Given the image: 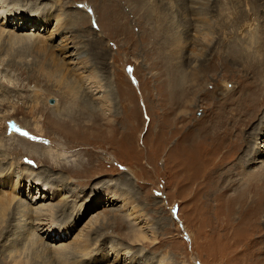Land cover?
<instances>
[{"label": "rangeland", "instance_id": "obj_1", "mask_svg": "<svg viewBox=\"0 0 264 264\" xmlns=\"http://www.w3.org/2000/svg\"><path fill=\"white\" fill-rule=\"evenodd\" d=\"M1 1L35 16L44 11L47 17H41L36 37L10 43L5 35L0 38V166L12 172L0 175V199L8 202L0 209V264H127L115 261L113 247L129 249L128 256L138 260L131 264H264V155L247 160L245 179L243 173L233 178L242 177L238 183L244 190L232 191L236 186L224 182L217 188V178L236 170L233 164L247 137L253 144H264L263 138H253L264 114V89L259 91L264 75L260 82L258 66H244L239 53L227 47L235 36L247 42L251 34L264 41V0H0V5ZM16 15L13 27L19 24ZM44 17H50L45 26ZM202 17L216 20L213 30H205L212 23L203 24ZM59 18L64 26L65 18L75 25L86 48L94 47L89 49L90 73L103 85L102 91H93L87 82L82 86L70 67L52 78L38 70L46 58L45 45L60 41L54 32ZM4 21L1 16L0 23ZM36 21L28 20L22 31L33 33ZM222 39L219 53L211 52ZM91 43H96L98 53L105 50V58L94 56L97 50ZM198 68L200 87L188 97L189 104L180 107L168 86L175 81L177 88L180 78ZM68 83L88 91L99 107L110 99L111 105L103 107L111 112L100 119L99 128L57 119V111L65 112L64 105L73 104ZM34 88L40 89L38 96ZM240 97L247 104L258 101L260 109L244 114L251 121L229 132L215 120H225L228 110L229 115L235 112L232 100ZM37 101L40 109L35 113L31 105ZM209 123L206 133L199 131ZM188 129L193 138H180ZM49 157L68 167L53 165ZM25 172L42 175L59 193L38 201L36 197L49 194L48 189L20 182L29 176ZM252 177L246 188L243 183ZM215 190L220 195L209 197ZM247 190L259 194L245 195ZM120 192L129 198L126 202L110 200ZM70 194L78 197L76 202ZM18 200L32 207L54 204L60 225L40 231V236L28 234L32 227L24 224L26 219L15 207ZM221 200L226 209L235 207L227 219L218 206ZM60 208L72 215L70 219L65 220L67 213ZM31 218L35 224L39 221L36 215ZM81 240H88L86 248L77 245ZM61 245L65 256L56 249Z\"/></svg>", "mask_w": 264, "mask_h": 264}, {"label": "bare ground", "instance_id": "obj_2", "mask_svg": "<svg viewBox=\"0 0 264 264\" xmlns=\"http://www.w3.org/2000/svg\"><path fill=\"white\" fill-rule=\"evenodd\" d=\"M1 5H0V17H4L5 18V21L0 23L1 25L3 26H11L10 29L7 30L6 27H2L0 25V38L2 36H6L8 38L7 39H4L6 40L7 43H10V42H15L16 40H21V39H31L33 38L36 34L34 33V30H36V28H38L39 24L41 23L42 21V18L43 15L47 17V14L46 12L43 11V13L41 12V14L39 15H34L32 11H28V10H23V12H19L20 10L18 8H16L15 6H9L8 7V3L5 4L1 1ZM47 9H45L46 11ZM28 13V14H27ZM17 14V15H16ZM17 16L19 19L17 20V22L19 21V24L16 25L15 27L12 26V18L14 16ZM28 15V16H27ZM32 15H34L32 17ZM8 16V17H7ZM7 17V18H6ZM31 17V19H30ZM37 19V24L35 26V28L33 29V33H28V32H23L22 31V28L24 26H28V20L30 21H34ZM45 19V17H44ZM72 19V18H71ZM203 19V24H210L212 23V26L210 27H206L204 26V28H206L205 30H213L214 26L216 25L215 24V21H212L211 19L206 21V17H202ZM7 20H8V23H7ZM14 20V19H13ZM49 20H50V17L49 18H46L45 21L42 23L43 26L47 25L49 23ZM57 24L55 26L56 30L54 32H56V34L59 35L60 37V41L59 43H57L55 46L54 45H45V52L43 51V54L46 55V58H43V65L46 67L44 68L43 65H42V68H39L38 70L41 71L42 75L44 76H47L48 78H52V77H56V73H59L61 71H65L67 70V67H70V72H73V75L74 77L76 78V80H79L82 82V86L85 85V82H87L88 86L90 84V87L92 89L93 87V91L95 90H98L100 91L101 88L103 87V85L99 82L98 78L95 76V75H92L90 73V65H92V61H90V50L89 49H93L94 50V47H87V45H85V43L83 42V40L81 39L80 36H78L73 27L75 25L72 26V23L70 24L66 18H65V21L67 22V26H64L66 25V23L63 25V20L61 18L57 19ZM198 21H200V19L198 18ZM70 25H69V24ZM228 22H226L225 24H227ZM41 26V25H40ZM39 26V27H40ZM197 27V26H196ZM203 28V29H204ZM40 30V29H39ZM198 30V28H197ZM232 33V32H231ZM65 34V35H64ZM232 34H237L236 32L235 33H232ZM38 36V35H37ZM208 36V35H207ZM36 37V36H35ZM39 37V36H38ZM50 37V36H49ZM247 37V40L249 41H245L244 39L238 37V36H235L233 38V40L230 41V43L228 42L227 44V47L230 49V50H235L237 51L239 54L238 56L240 57V59H242V62L244 64V66H248V67H252L254 68L253 66L254 65H257V69H258V73L259 75L257 77H260L259 78V81L262 82L263 80L261 79V77H263L264 75V41H260L261 39L259 37H257L256 35H248L246 36ZM52 39H54V35L52 37H50ZM178 38V37H176ZM175 38V39H176ZM41 42L42 40L39 39ZM10 41V42H9ZM44 41V40H43ZM45 42V41H44ZM43 42V43H44ZM98 42L99 40H97V45H98ZM223 42L224 40H217V43L215 45H213V49L210 50L211 52L213 51L214 53L216 52L217 54L219 53V47L221 46L222 48V45H223ZM197 43V42H196ZM200 44V43H198ZM91 45L95 46L96 47V52H94V56L97 58H105V50H102L98 53V49H97V45L96 43L95 44H92ZM209 46H206L207 48L210 47V43H208ZM180 46V45H179ZM196 46V45H195ZM259 47V49H257ZM55 49L57 51V53H52L53 51H51V49ZM220 48V49H221ZM53 49V50H54ZM208 50V49H207ZM17 51H20V50H17ZM221 51V50H220ZM261 51L263 52V54H261ZM51 54H50V53ZM257 52H260V53H257ZM257 54H260V56H256ZM107 56V55H106ZM202 56V55H201ZM223 57V56H222ZM217 59V58H216ZM56 60L58 62H56ZM92 60V59H91ZM221 62V61H220ZM211 63V62H210ZM213 65V64H212ZM49 68L51 70V72L53 74H51L50 70L47 69ZM47 69V70H46ZM54 69V71H53ZM94 70V69H93ZM92 70V71H93ZM199 70L198 69H195L194 72L190 73L189 75H187L186 78H180L178 81H177V88H176V82L175 81H171L170 84H169V88L173 91H175V102L177 103V105H179L180 107H185L187 106V104H189V99L188 97L190 96V94L194 93L196 91V88H197V85L199 86V84L201 83L198 79H199V75L197 73V71ZM66 72V71H65ZM68 72V71H67ZM257 72V71H256ZM60 76L62 74H59ZM58 77V76H57ZM70 77V76H69ZM80 77V78H79ZM255 77V76H254ZM202 79V78H201ZM258 79V78H257ZM264 79V78H263ZM66 80V79H65ZM85 80V81H84ZM255 81V79H254ZM258 81V80H257ZM256 81V82H257ZM58 82V80H57ZM253 82V81H252ZM59 83V82H58ZM67 83V82H66ZM62 84V83H61ZM59 85V84H58ZM67 85L68 88L71 87V94L68 96L70 97V99L72 100L71 102L73 103L72 105L74 106H77L78 107V110L81 112L80 113H76L74 107L71 105L68 104L67 106L64 105V110L65 112L61 109L60 111H57L59 113H61L59 116H61V118H57V119H62V121H71V119H76V121H82V122H85V124H87V128L88 127H91V125H96L98 128H99V125H100V119L103 118V116H105L106 114H108L107 112H111L110 108H105L103 106H110V99L108 98L105 102V105H101L100 107L97 105H95L94 103H96V99L97 98H93L90 93L85 92H81V86L80 85H71L70 83H68ZM67 85L65 86V88L67 87ZM87 86V87H88ZM47 87V86H46ZM200 87V86H199ZM202 88V87H201ZM200 88V89H201ZM47 89V88H46ZM86 89H90V88H86ZM231 89V88H230ZM264 89V85L260 86L259 88V91L261 92L262 90ZM34 94L35 96H38L39 95V91L40 89H37V88H34ZM103 90V89H102ZM101 90V91H102ZM202 90V89H201ZM48 91V90H47ZM233 91V90H232ZM68 93V92H67ZM197 93V92H196ZM195 93V95H197ZM37 94V95H36ZM66 94V93H65ZM92 94V92H91ZM248 94V93H247ZM264 94V93H263ZM71 95H73V97H71ZM94 95V94H92ZM65 96V95H64ZM264 96V95H263ZM262 96V98H264ZM95 97V96H94ZM225 97V96H224ZM193 98V96H192ZM242 97L239 98V101H236V100H232V103L235 104L237 106V109L235 112H232L231 115H229V113L231 112L230 110H228L225 114L227 115L225 120H215V123L217 122V124H219L220 126H223L226 128L227 131L229 132H234L235 129H237L239 126H242V125H246L248 124L250 121H251V118L252 117H249V118H245L243 115L244 114H250V111H253L255 108L258 109L257 112L259 111L260 109V104L258 101L256 100H252L250 101V104H247L249 103L248 101L246 100H241ZM69 99V100H70ZM164 99V98H163ZM180 99V100H179ZM191 99V98H190ZM247 99V98H246ZM64 100V99H63ZM179 100V101H178ZM249 100V99H247ZM261 100V99H260ZM263 100V99H262ZM99 101V100H98ZM100 101H103V100H100ZM161 102L163 101L162 98L160 100ZM69 102V101H68ZM66 104V103H65ZM191 104V103H190ZM40 103L39 101H37L36 104L34 105H31V109H32V112H35V113H38V109H40L39 106ZM192 106V105H191ZM63 107V106H62ZM59 108V107H58ZM165 109V108H163ZM186 109V108H185ZM180 110V109H179ZM106 111V112H105ZM256 112V113H257ZM164 113V112H163ZM166 113H168L166 111ZM111 114V113H109ZM169 114V113H168ZM185 114H187L185 112ZM89 115H92V117H98L100 116L99 119L97 118H94L92 119L91 117H89ZM166 115V114H165ZM53 116V115H52ZM69 117V118H67ZM185 117V116H184ZM234 117V118H233ZM71 118V119H70ZM186 118L188 119L189 117L186 116ZM7 120V119H6ZM172 121V120H171ZM14 124V122H11ZM11 123H8V124H11ZM73 123V122H72ZM260 123V122H259ZM82 125V124H81ZM165 125V124H164ZM167 125V124H166ZM209 125V126H208ZM101 126V125H100ZM192 126V125H191ZM211 123L207 124V125H202L201 129H199V131H202L203 133H206L208 131V128H210ZM197 127V126H196ZM260 127L259 130H257L256 132L254 131V135H253V138H255L256 140L257 139H260V138H263L261 140L264 141V114H263V117H262V121H261V124H260ZM195 129H198V128H195ZM214 129H216V126H214ZM177 130V129H176ZM162 131L165 132V126L162 125ZM198 131V130H197ZM101 132V130H100ZM167 132V131H166ZM241 132V131H240ZM245 132V130H244ZM99 133V132H98ZM177 133H179V129L177 130ZM183 133L182 136L180 138H188L190 137V139L193 138L190 130L188 129L187 131H184V132H181ZM246 133V132H245ZM252 135V134H251ZM241 136H242V139H245L246 137H244V134H243V131L241 132ZM252 137H247L245 139V146H244V149L242 150L241 154L237 157L236 159V162L233 164L234 168L236 169L235 171L234 170H231L229 171L226 176L224 175V173L221 175L220 178H217L219 180V184L217 186V188H219L222 184V182H224L225 184L228 183L230 185H232L230 188H232L233 186H236L234 190L232 191H236L238 192L237 190H240V184L238 183V179L244 177H247L248 176V173H243L245 170L244 168L247 166V160L249 158H256L259 154H261L262 156L264 155V144H260L256 142V144H253V140L251 139ZM21 139V138H20ZM23 139V138H22ZM24 140V139H23ZM237 140V139H235ZM241 139H238L237 140V143L240 141ZM244 141V140H243ZM182 144V143H181ZM260 144V145H259ZM183 145V144H182ZM189 145V144H187ZM187 145L185 147H187ZM215 145V144H214ZM218 145V144H217ZM220 146V145H219ZM209 147V146H207ZM216 146H214L215 148ZM263 147V148H262ZM206 148V147H204ZM218 150V149H217ZM214 152V151H213ZM208 153V152H207ZM220 153V152H219ZM41 158H43L41 156ZM258 158V157H257ZM36 159V158H35ZM39 159V158H38ZM49 159L51 160H54V164L53 165H61L62 167H68L66 165H63L62 162L57 161L56 159L54 158H50ZM41 159H39L40 161ZM36 161V160H35ZM34 161V163H36ZM44 161V160H42ZM78 162V161H77ZM208 162L205 161V164H207ZM80 163H77L76 165H79ZM13 166V164H12ZM11 166V168H12ZM72 166V165H71ZM211 165L208 167L210 168ZM222 167V166H221ZM231 167V166H230ZM53 168V167H52ZM239 168V170H238ZM247 168V167H246ZM245 168V169H246ZM72 169V168H71ZM201 169V168H200ZM206 170V169H205ZM215 170V169H214ZM8 171H11L10 169H6L5 167H2L0 166V175L1 174H5L6 172ZM222 171V170H221ZM12 172L10 173H6V175H12L11 174ZM26 174H28L29 176L28 177H25V176H22L21 177V181L20 182H27L29 184L31 183H37L43 187H45L46 189H48V192L49 194H43L41 193L40 197H36V198H39L38 201H41V202H45L46 200L48 199H51L52 196L55 197L56 194L59 193V191L56 189V187H49L45 182L46 180L44 179V177L42 175H40V177H32L31 174H29L28 172H25ZM242 177L239 176V178H237L236 180L233 179L235 178V176L239 175V174H242ZM206 174V173H205ZM71 175V174H70ZM37 176V175H35ZM32 177V178H31ZM254 177H252L249 181L247 182H244V186L246 187L249 183H252V179ZM42 179V180H40ZM60 181H63L59 178H56ZM64 179V178H63ZM215 179V178H214ZM66 180V179H64ZM45 181V182H44ZM85 181V180H84ZM201 181V179H200ZM244 181V180H243ZM241 183V182H240ZM241 183V185H243ZM239 186V187H237ZM216 188V189H217ZM247 188V187H246ZM249 188V187H248ZM227 189V187H226ZM245 189V188H244ZM242 188V190H244ZM229 191V190H228ZM76 192V191H75ZM211 192V191H210ZM221 192H217V190H215V192H212L211 195L209 197H212L213 194L215 196H219ZM245 195L248 193V194H253L255 195L256 193L259 194V192L257 191H254V190H247L246 192H244ZM78 194V193H77ZM207 194H208V191H207ZM243 194V193H242ZM71 195V194H70ZM232 195V194H231ZM15 196V195H14ZM75 200V202L77 201V198L76 196L74 195H71ZM116 196V197H115ZM228 196V195H227ZM250 196V195H249ZM232 197V196H231ZM246 197V196H244ZM111 198V197H110ZM118 199V198H121L124 200V202H126L129 198L125 195V193L123 192H120L114 196H112V198L110 200H115V199ZM236 198V197H235ZM218 199V198H217ZM13 201L16 200V198L12 199ZM37 200V199H36ZM227 199H225V202H226ZM236 200V199H235ZM5 201V202H4ZM217 201V200H216ZM12 202V201H11ZM9 202V203H11ZM245 203V202H243ZM249 203H250V206L251 208L253 209V206H252V202H250L249 200ZM8 204V202H6L5 199H0V209H4V207ZM237 204V203H236ZM61 205V204H60ZM195 205V203H194ZM9 206V205H8ZM196 206V205H195ZM194 206V207H195ZM198 206V205H197ZM204 206V205H203ZM208 206V205H207ZM218 206H222V210L221 212L222 213H225L226 214V217L225 219L229 218L228 215L232 216L233 213H235L236 211L233 210L234 208L231 207L229 209H226L224 206V202L221 200V201H218ZM15 207L19 208L20 212L22 213V217L24 216V218L26 220H29L27 223H26V220L23 219L24 221V224L25 225H28L30 227H32L30 230H27L28 234L30 235H41L40 234V231L41 233H43L45 230L47 231V229L49 228H52L53 226H59L60 224L57 223V218H56V212H57V209L56 206L54 204H46V203H41V205H39L38 207H35V205L32 207L31 204L29 203H25V202H22L20 200H18L15 204ZM209 207V206H208ZM207 207V208H208ZM62 209H63V206H62ZM204 209V208H203ZM248 209V208H247ZM65 210V209H64ZM249 210V209H248ZM256 210V208H255ZM59 211H61V208L59 209ZM259 211V210H258ZM63 213H67L64 215L65 217V220H68L67 218L70 219V217L72 216L71 214H68V212L65 210V211H61ZM45 213V214H44ZM110 213V211H109ZM109 213H103L104 214V218H106L107 216H109ZM33 215H36L37 216V219L39 220L36 224H35V221L31 218V216ZM63 215V214H62ZM46 216V217H45ZM101 216V215H100ZM36 218V217H35ZM96 219H100L99 216L96 217ZM103 219V217H102ZM64 220V221H65ZM77 220V219H76ZM101 220V219H100ZM96 221H93L92 223L94 224ZM98 222V221H97ZM68 224V223H67ZM62 225V224H61ZM67 226V225H66ZM4 228L1 227L0 225V235L2 233V230ZM25 230L27 229V227L25 226L24 228ZM38 231V233H37ZM60 233V232H59ZM58 233V234H59ZM44 234V233H43ZM32 238V237H31ZM38 238V237H37ZM145 238V237H144ZM33 239V238H32ZM35 239V237H34ZM36 241V239H35ZM91 241V240H90ZM31 242V241H30ZM44 242V241H43ZM37 243V242H36ZM74 244V243H73ZM88 244V240H81L79 241V243L77 245H79V247H82V248H86ZM59 245V244H58ZM56 246V245H55ZM62 246V245H61ZM60 248H56L58 251L61 250L62 254H64V251L62 249H64L65 247L62 246ZM75 246V244H74ZM53 247V245H52ZM90 247V245H89ZM114 248V249H113ZM112 249L114 250V252L116 253V259L115 261L117 263H121V262H126L127 264H131L132 262H137V257L136 256H128L129 255V252H127L128 250L125 249H122V250H118L116 249L115 247H113ZM39 251V250H38ZM83 251V250H82ZM102 252V251H101ZM68 253V252H67ZM66 253V254H67ZM108 254V253H107ZM45 255V254H44ZM60 255V254H59ZM14 256V255H13ZM65 256V254H64ZM125 256V259H121V257ZM26 257V256H25ZM63 258V257H62ZM69 258V257H68ZM105 258V257H104ZM127 259L130 260L127 262ZM48 260V259H47ZM66 261V260H65ZM64 261V262H65ZM89 261V260H88ZM166 262V261H165ZM39 263V262H38ZM45 264V263H44ZM64 264V263H63ZM135 264V263H134ZM166 264V263H164Z\"/></svg>", "mask_w": 264, "mask_h": 264}]
</instances>
